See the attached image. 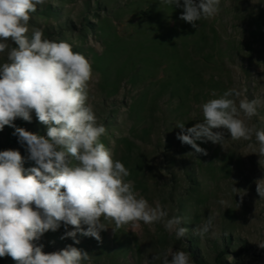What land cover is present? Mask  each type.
Masks as SVG:
<instances>
[{
    "label": "rangeland",
    "instance_id": "1",
    "mask_svg": "<svg viewBox=\"0 0 264 264\" xmlns=\"http://www.w3.org/2000/svg\"><path fill=\"white\" fill-rule=\"evenodd\" d=\"M220 9L194 29L180 19L182 8L161 0H48L37 7L30 25L42 27L46 39L69 42L91 63L89 103L108 130L101 142L130 172L126 179L153 206L159 202L170 216H183L189 229L178 241L160 223L135 231L125 226L116 234L109 225L102 242L78 232L76 244L61 239L62 225L41 237L43 252L71 244L92 255L93 264H143L172 247L188 251L194 264H264V199L255 183L264 178V158L227 131L223 146L197 141L207 155L176 138L177 121L185 127L202 122L200 105L231 87L246 89L249 99L264 97V0H221ZM259 112L249 123L264 130V108ZM14 124L46 136L36 116ZM14 130L5 126L0 141ZM8 149L27 157L17 137ZM33 166L25 161V168ZM210 213L217 235L200 239L192 229Z\"/></svg>",
    "mask_w": 264,
    "mask_h": 264
},
{
    "label": "clouds",
    "instance_id": "2",
    "mask_svg": "<svg viewBox=\"0 0 264 264\" xmlns=\"http://www.w3.org/2000/svg\"><path fill=\"white\" fill-rule=\"evenodd\" d=\"M161 3L182 8L180 19L194 29L221 10V0ZM47 4L48 0H0V54H6V62L0 64V131L5 126L14 128L13 135L27 152L24 157L18 150L0 151V257L9 256L16 264H93L92 255L71 244L43 252L44 246L38 243L41 237L62 225L61 239L72 238L76 244L78 232L102 242L101 232L109 225L116 234L125 226L135 231L141 224L160 223L176 240L184 239L189 234L182 226L185 218L170 216L159 202L150 204L126 179L130 172L115 158L113 148L101 142L108 130L89 103L93 79L89 60L69 42L46 39L42 27L30 25L37 7ZM245 93L246 89L231 87L202 103V122L185 127L177 121L176 138L196 154L207 155L197 141L223 146L227 131L231 140L248 142V149L261 160L264 130L249 121L260 115L264 97L249 99ZM33 113L47 127L46 136L14 124L17 118L31 122ZM26 160L35 166L25 168ZM255 183L264 199V178ZM231 192L245 194L233 185ZM218 203L223 207L228 201ZM216 218L210 213L192 234L200 239L215 237ZM69 226L74 230L69 231ZM143 264L194 262L188 251L169 247Z\"/></svg>",
    "mask_w": 264,
    "mask_h": 264
},
{
    "label": "trees",
    "instance_id": "3",
    "mask_svg": "<svg viewBox=\"0 0 264 264\" xmlns=\"http://www.w3.org/2000/svg\"><path fill=\"white\" fill-rule=\"evenodd\" d=\"M33 117H35V114L34 113H33ZM35 133H37L39 135H42L39 132H35ZM15 139H16V136H14L13 134H8L7 141L5 143H3V142L0 141V151L7 150L9 144L12 143V142H15ZM52 252H56V251H51V250L44 251V253H46V254L47 253H52ZM8 258H9V256L0 257V264H16V261L8 262L7 261Z\"/></svg>",
    "mask_w": 264,
    "mask_h": 264
}]
</instances>
